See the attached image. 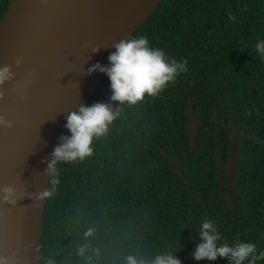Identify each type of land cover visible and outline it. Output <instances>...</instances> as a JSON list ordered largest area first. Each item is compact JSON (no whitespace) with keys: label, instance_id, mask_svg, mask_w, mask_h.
Returning <instances> with one entry per match:
<instances>
[{"label":"trees","instance_id":"trees-1","mask_svg":"<svg viewBox=\"0 0 264 264\" xmlns=\"http://www.w3.org/2000/svg\"><path fill=\"white\" fill-rule=\"evenodd\" d=\"M8 3L0 0V19ZM141 35L169 57L187 59L189 70L158 97L137 104L111 101L105 74L86 103H109L119 114L108 133L94 139L92 156L57 162L48 189L53 179L59 183L46 198L40 264H127L130 255L150 262L169 251L182 264H229L226 258H193L199 237L189 232L200 230L205 217L214 221L221 242L239 238L264 250V58L255 49L264 40V0H162L131 36ZM189 99L200 119L192 152ZM232 135L240 158L234 208L226 211L216 151L225 163ZM88 229L94 233L85 238ZM83 244L90 247L80 256Z\"/></svg>","mask_w":264,"mask_h":264},{"label":"water","instance_id":"water-1","mask_svg":"<svg viewBox=\"0 0 264 264\" xmlns=\"http://www.w3.org/2000/svg\"><path fill=\"white\" fill-rule=\"evenodd\" d=\"M161 1L135 0L123 14L125 0H9L0 19V67L11 65L15 78L3 85L0 116L14 126L0 128V188L14 186L16 203L0 200V264H40L46 198L36 200L29 194L48 189L51 173L45 169L66 128V117L93 96L105 76L100 71L87 75V70L96 63L110 66L112 45L130 37ZM94 47L99 51L93 53ZM21 57L23 63L16 67L15 60ZM187 126L192 152L200 119L190 99ZM159 150L182 176L176 162ZM230 150L226 164L216 151L220 199L226 211L234 208L240 158L233 135ZM189 234L202 233L191 229Z\"/></svg>","mask_w":264,"mask_h":264},{"label":"clouds","instance_id":"clouds-1","mask_svg":"<svg viewBox=\"0 0 264 264\" xmlns=\"http://www.w3.org/2000/svg\"><path fill=\"white\" fill-rule=\"evenodd\" d=\"M234 19V17H229ZM86 46V45H85ZM115 51L108 56L109 65L99 63L92 65L87 70V75L95 71L103 72L110 80V100L119 104H137L143 102L146 97H158L170 84H174L177 78L188 72L187 59L177 60L169 57L166 52L158 47L150 46L148 38L144 35L131 36L112 45ZM256 52L264 58V40H259L255 45ZM99 51V47L92 49L93 53ZM23 58L15 60L16 67H20ZM15 78L11 65L0 67V99L5 93L3 85ZM119 114L109 103L96 102L89 106L82 104L78 110L70 112L66 117L65 127L70 135H61L60 143L51 153L52 159L48 161L45 171L56 174L58 161L75 162L84 160L93 155V141L108 133L109 125ZM14 122L4 116H0V128H12ZM255 139V137H251ZM57 179L52 180V187L39 193L29 194L30 198L43 200L51 198L55 194ZM0 200L5 203L15 204L16 188L11 185L0 188ZM201 231L199 242L193 251L196 261L213 262L218 258H226L229 264H257L264 261V250H259L255 243L245 242L236 238V242L229 244L221 242L222 237L213 220L205 217L198 227ZM94 229H88L85 238L92 236ZM90 247L89 244L81 245L77 252L84 256ZM182 246L176 251H181ZM98 254V250H96ZM175 252L157 254L150 262L135 256L127 257V264H182L174 255Z\"/></svg>","mask_w":264,"mask_h":264},{"label":"bare ground","instance_id":"bare-ground-1","mask_svg":"<svg viewBox=\"0 0 264 264\" xmlns=\"http://www.w3.org/2000/svg\"><path fill=\"white\" fill-rule=\"evenodd\" d=\"M134 2H135V0H125V3L123 5V9H122V13L126 14Z\"/></svg>","mask_w":264,"mask_h":264},{"label":"flooded vegetation","instance_id":"flooded-vegetation-1","mask_svg":"<svg viewBox=\"0 0 264 264\" xmlns=\"http://www.w3.org/2000/svg\"><path fill=\"white\" fill-rule=\"evenodd\" d=\"M227 161V160H226ZM226 164V162L224 163ZM224 192H225V196H226V193H227V183H226V180H225V188H224Z\"/></svg>","mask_w":264,"mask_h":264}]
</instances>
